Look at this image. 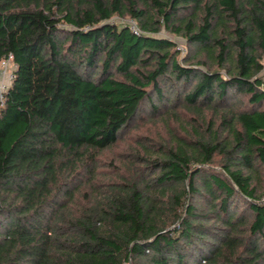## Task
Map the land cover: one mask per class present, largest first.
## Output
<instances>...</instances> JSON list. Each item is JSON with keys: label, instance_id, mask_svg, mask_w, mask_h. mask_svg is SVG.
I'll use <instances>...</instances> for the list:
<instances>
[{"label": "trees", "instance_id": "1", "mask_svg": "<svg viewBox=\"0 0 264 264\" xmlns=\"http://www.w3.org/2000/svg\"><path fill=\"white\" fill-rule=\"evenodd\" d=\"M162 26L195 54L180 61ZM10 55L0 264H264V0H0ZM145 103L195 113L190 138L99 186L100 154Z\"/></svg>", "mask_w": 264, "mask_h": 264}, {"label": "rangeland", "instance_id": "2", "mask_svg": "<svg viewBox=\"0 0 264 264\" xmlns=\"http://www.w3.org/2000/svg\"><path fill=\"white\" fill-rule=\"evenodd\" d=\"M114 23H130L135 25L137 29H140L138 22L127 16L120 17L115 15L111 20ZM68 27V26H67ZM160 38H167L176 43L175 49L179 52L178 58L180 61L183 60L185 56H193L195 54V47L188 44V42L180 35L174 34L162 26L160 31L154 34ZM202 59H207V54L205 52L200 53ZM2 65V64H1ZM215 68L217 66H214ZM8 74L13 72V66L10 64L7 67ZM224 72V70H222ZM6 74V75H8ZM12 79L9 76L3 78L2 82L6 85L11 83ZM178 88V86H176ZM164 91L166 97L174 98L175 88L173 82L169 84H164ZM238 106L241 109L249 108V103L247 102L246 97L241 96L239 98ZM160 112L153 113L151 110V105L144 104L141 113L138 117L122 132L119 137L118 142L108 150H105L100 154V167H99V176L98 184L99 186L107 181H128L141 170V165L148 166L144 170H148L151 166L152 169L154 165L148 161V159H156L157 155H160V152H155V148L160 144L165 145L166 143L172 144V138H183L189 139L190 133L192 131V125L196 124L198 117L195 113L181 107L170 108L165 103L159 104ZM264 108V102L262 104ZM207 117L211 116V112L207 111ZM206 123L202 124V127L205 128ZM190 131V133H189ZM148 149V152L146 151ZM137 155L145 157L146 160L137 159ZM219 160L217 159L216 163L207 165L210 170L221 171L222 167L218 164ZM143 169V168H142ZM257 187V195L259 200L264 201V168L259 167L258 172L255 174V179L253 183ZM240 209L245 207V203L241 200H238Z\"/></svg>", "mask_w": 264, "mask_h": 264}, {"label": "built area", "instance_id": "3", "mask_svg": "<svg viewBox=\"0 0 264 264\" xmlns=\"http://www.w3.org/2000/svg\"><path fill=\"white\" fill-rule=\"evenodd\" d=\"M132 29L135 31V32H139L140 29H137V27L133 24L131 25ZM262 63H263V70H262V76H263V79H264V57H263V60H262ZM2 65H0V108L2 106H4L5 104V94L8 90V87L9 85H6L2 82L3 78L6 77V76H9L11 79H13V72H9V74L7 73L8 70H7V67H9V65L11 64L13 66V71L16 67V64L13 62V55H10L8 58L4 59L2 62H1ZM8 74V75H6ZM262 89L264 90V80L262 82V85H261ZM128 264V263H126Z\"/></svg>", "mask_w": 264, "mask_h": 264}]
</instances>
